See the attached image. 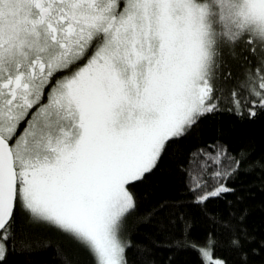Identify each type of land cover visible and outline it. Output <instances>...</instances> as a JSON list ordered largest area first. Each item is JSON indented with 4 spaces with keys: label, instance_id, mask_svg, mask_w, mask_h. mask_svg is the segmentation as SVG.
<instances>
[{
    "label": "snow or ice",
    "instance_id": "snow-or-ice-1",
    "mask_svg": "<svg viewBox=\"0 0 264 264\" xmlns=\"http://www.w3.org/2000/svg\"><path fill=\"white\" fill-rule=\"evenodd\" d=\"M225 101L237 116L264 112V0H0V261L18 232L27 246L25 228L54 226L96 264H127L130 189ZM215 153L185 185L211 224L201 264H264V235L227 199L264 157ZM183 205L149 213L179 231L166 247H196Z\"/></svg>",
    "mask_w": 264,
    "mask_h": 264
},
{
    "label": "trees",
    "instance_id": "trees-1",
    "mask_svg": "<svg viewBox=\"0 0 264 264\" xmlns=\"http://www.w3.org/2000/svg\"><path fill=\"white\" fill-rule=\"evenodd\" d=\"M230 106L225 101L221 106L223 110L206 114L185 136L175 138L157 167L130 189L139 197L140 208L130 222L132 246L125 250L127 264H201L197 248L211 230V224L198 207L189 203L192 197L185 192L187 173L197 171L207 154L215 156V149L221 145L232 156L248 151L252 158L264 157V112L253 118L241 117L227 111ZM230 186L238 191L227 199L234 202V207H247V226L257 236L264 235V172H241ZM237 197H242L243 202L237 203ZM164 201L184 202L181 210L193 221L191 243L196 245L195 248L164 246L180 234L168 224L165 212L149 215ZM210 207L215 211H226L223 202H214ZM162 219L164 227H161ZM21 222L22 218H18V224ZM25 238L27 246H22L17 233L15 250L7 251L0 264H65L62 253L67 254L73 264H96L88 251L79 248L68 235L57 232L54 226L25 228ZM215 254L235 259L226 247H217Z\"/></svg>",
    "mask_w": 264,
    "mask_h": 264
}]
</instances>
